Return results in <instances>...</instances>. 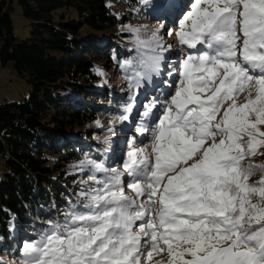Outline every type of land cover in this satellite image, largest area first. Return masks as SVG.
Returning <instances> with one entry per match:
<instances>
[{"label": "snow or ice", "instance_id": "obj_1", "mask_svg": "<svg viewBox=\"0 0 264 264\" xmlns=\"http://www.w3.org/2000/svg\"><path fill=\"white\" fill-rule=\"evenodd\" d=\"M155 8L167 19L172 5ZM173 22L192 51L172 62L163 23L146 38L130 28L137 55L121 63L120 121L141 88L168 85L138 126L150 143L114 166L82 160L75 199L34 227L14 264H264V163L251 159L264 149V0H190Z\"/></svg>", "mask_w": 264, "mask_h": 264}, {"label": "trees", "instance_id": "obj_2", "mask_svg": "<svg viewBox=\"0 0 264 264\" xmlns=\"http://www.w3.org/2000/svg\"><path fill=\"white\" fill-rule=\"evenodd\" d=\"M14 1H0V64L12 66L32 89L23 101L0 103V157L6 163L0 179V255L10 260L18 259L20 243L34 227L66 209V201L75 199L72 193L80 191L77 166L94 159L100 133L93 126L103 114L88 100L110 102L97 87L104 68L119 67L132 53L117 39L125 34H111L128 22L113 12L112 0H16L30 24L24 40L13 34ZM120 1L140 8L134 12L140 17L146 14L144 0ZM175 47L180 51L181 45ZM71 92L76 102L65 96Z\"/></svg>", "mask_w": 264, "mask_h": 264}, {"label": "rangeland", "instance_id": "obj_3", "mask_svg": "<svg viewBox=\"0 0 264 264\" xmlns=\"http://www.w3.org/2000/svg\"><path fill=\"white\" fill-rule=\"evenodd\" d=\"M1 1V0H0ZM172 5V10L168 14L167 19H161L159 12L156 10L155 6L157 0H148L147 3L143 2L146 6V14L144 17L135 14L138 11V7L131 6V4L123 3L120 0H112L111 6L112 10L119 18L127 17L126 23L118 25L111 34H125V36L117 37V39L122 42L121 48L128 47L129 52H132L128 57H124L121 63L125 60H130L137 55L136 45H135V34L129 31L130 28L140 29L141 38H146L150 35L151 31L158 28L161 23L165 25V28L160 31V35L164 37L166 44H170L172 47L165 55L171 59L180 60L182 58L181 54L183 52H188V50L181 45L180 51L175 49V45H180L176 36L177 17L180 15L182 0H169ZM190 0H187L184 5H188ZM135 8V9H133ZM130 9V10H129ZM170 17L172 19H170ZM167 29L172 30V35L167 34ZM13 34L17 39L24 40L30 36V24L24 16L22 15V10L18 5L17 1H14V13H13ZM114 54L116 52H113ZM120 66H114L115 68L105 67L103 72V79L101 84L98 85L99 89L103 91L106 95L108 94L111 99L109 103L102 99L98 100H88L93 104H97L100 110H103V114L98 116L93 128L99 130L100 136L97 137L95 141V150L91 151V155L97 160H107L113 162V166L117 161V158L126 155L130 147L135 143L136 147H143L150 143L149 139H146L144 135H138L139 131L137 125L138 122H147V118L143 117V112L146 110L148 104L153 99H163L168 92L167 84L160 83L157 85L155 82L153 85L139 90L136 96V103L133 112L130 114V119L128 121H120L118 118L124 114V108L129 103V95L131 89L129 88V80L126 78L127 73ZM167 69L165 70V72ZM162 80L171 81L172 78H167V75H163ZM155 81V78H154ZM96 87V88H97ZM32 89L29 81L20 76L17 71L12 66H2L0 64V103L5 101H23L27 97ZM150 95L156 96L152 97ZM71 101L76 102L78 96L74 93H67L65 95ZM85 100V98H81ZM239 103L245 102V96L242 94L239 97ZM124 132L126 138L122 140L121 135ZM123 136V135H122ZM133 140L127 144L129 137ZM83 141L82 138H79ZM124 148L123 141H125ZM252 161L255 163H264V149H260L258 153L251 157ZM6 170L5 160L0 157V179L3 177L4 171ZM80 175L79 183L86 179V175L81 170L77 171ZM258 176H253L252 180H257ZM66 184L65 186H67ZM75 198V194L72 193ZM164 258L163 256L153 257L152 264H155L156 260ZM0 260H3L5 264H14L16 261L10 260L7 256L0 255Z\"/></svg>", "mask_w": 264, "mask_h": 264}]
</instances>
